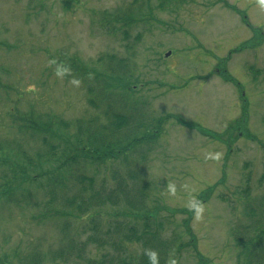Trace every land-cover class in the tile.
I'll use <instances>...</instances> for the list:
<instances>
[{
  "label": "rangeland",
  "instance_id": "obj_1",
  "mask_svg": "<svg viewBox=\"0 0 264 264\" xmlns=\"http://www.w3.org/2000/svg\"><path fill=\"white\" fill-rule=\"evenodd\" d=\"M184 1L165 9L156 0L145 2L125 40L121 33L102 32L94 21L105 10L131 8L134 0H0V144H19L34 163L40 142L20 133L14 116L33 113L70 123L97 116L84 85L57 72L58 54L78 56L84 63L102 55L126 59L136 88L126 92L129 102L151 119L172 115L222 140L171 119L155 143L132 148L128 164L110 163L89 173L96 182L107 175L111 191L118 187L117 172L130 179L131 188V175L142 176L151 190L147 206L162 224V239L172 245L167 264H245L232 230L252 221L248 202L264 215V0ZM256 36L258 45L239 51ZM6 154H0L5 158L0 159V186L8 172L1 165L16 161L12 152ZM27 164L16 161V167ZM28 172L35 176V170ZM46 182L24 185L9 198L0 195V264H28L33 254L43 257L70 240L77 246L83 238L78 220L63 232L60 224L33 220L40 211L35 204L26 211L25 204H17L30 189L33 202L44 204ZM105 208L114 226L115 208ZM121 220L135 222L128 215ZM145 249L136 244L130 251ZM108 251L113 253L92 244L85 249L87 256Z\"/></svg>",
  "mask_w": 264,
  "mask_h": 264
},
{
  "label": "trees",
  "instance_id": "obj_2",
  "mask_svg": "<svg viewBox=\"0 0 264 264\" xmlns=\"http://www.w3.org/2000/svg\"><path fill=\"white\" fill-rule=\"evenodd\" d=\"M150 1L134 0L131 8L117 9L115 12L105 10L99 20L94 21V25L108 35L115 36V33H121L123 39L129 40L131 30L138 23L134 14L142 10L145 2ZM156 1L162 9L174 2L177 4L185 2ZM257 43L259 42L256 36L254 40L241 46L239 51L253 49L251 47L258 45ZM89 63L82 62L75 55L68 57L59 54L53 62L58 73L84 85L87 102L98 112L97 116L78 119L72 123L60 117L36 116L33 113L14 116V122L20 124V133L37 139L41 146L37 161L33 163L19 144L10 143L6 146L0 144V154L5 158L6 153L12 152L16 155V161L22 158L28 163L26 168L16 167V161L1 165L6 166L8 172L2 174L4 183L0 186V195L2 198H9L15 189L22 190L24 185L45 178L47 199L44 204L33 202L30 196L32 189L27 190L26 195L17 204L20 206L25 204V211L35 204L40 211L32 216L33 220L45 225L60 224L63 232L69 230L71 220L81 222L80 230L86 236L85 240L84 236L83 238L80 236L77 246L70 240L65 246L60 247L59 251L43 257L33 254L27 259L28 264H167V261L172 259L170 257L172 245L162 239V224L155 220V215L147 206L151 190L148 184L142 183V176L137 173L131 175L133 184L131 188L128 182L130 179L121 177L117 172L113 178L118 180V187L111 191L107 175L96 182L89 170L106 167L119 161L128 164L132 148L136 150L143 144L155 143L161 136L162 126L171 119L189 128H197L204 135L221 140L222 135L209 134L197 124L185 123L181 118L172 115L151 119L143 108L139 109L140 106L136 102H129L126 92H136V88L133 86L134 76L126 59L118 58L116 55H102L95 62ZM258 74L259 71L256 72V76ZM226 80L229 82L231 78ZM233 81L240 86L238 82ZM245 103L246 101L243 108L246 107ZM245 110L246 108L243 109ZM99 116H104L105 121H99ZM242 123H244L242 120L235 122L228 131H233ZM249 138L254 140L251 135ZM5 158L0 157L4 161ZM45 164L48 165V170L44 169ZM29 169L35 170L34 177L29 175ZM37 186L44 189L43 184ZM248 193L247 189L244 194ZM124 203L126 206L121 205ZM107 206L115 208L114 226L108 218L110 214L105 208ZM197 206L199 203L196 209ZM263 206L262 204L260 207L261 211H264ZM245 207L250 212L249 214L247 211V216L252 221L235 227L232 230L233 240L236 246L241 247V257L245 258V264H264V215H257L256 210L251 209L250 202ZM187 213L189 214V211ZM102 214H106V220ZM127 215L135 222H123L121 218ZM256 215L258 219H255ZM192 216L193 212L188 220ZM87 220L90 222L88 227ZM102 220H105L106 226L101 228ZM185 225L188 228V224ZM188 233L192 234L190 228ZM89 244L99 245V250L110 249L113 253L108 251L87 256L85 249ZM136 244H142L146 249L140 253H132L130 249ZM2 264L10 263L7 261Z\"/></svg>",
  "mask_w": 264,
  "mask_h": 264
}]
</instances>
